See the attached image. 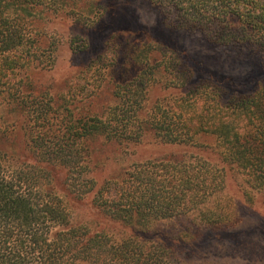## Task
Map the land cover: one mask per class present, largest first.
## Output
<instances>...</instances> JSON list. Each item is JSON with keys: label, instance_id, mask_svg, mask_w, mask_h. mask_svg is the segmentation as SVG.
<instances>
[{"label": "trees", "instance_id": "16d2710c", "mask_svg": "<svg viewBox=\"0 0 264 264\" xmlns=\"http://www.w3.org/2000/svg\"><path fill=\"white\" fill-rule=\"evenodd\" d=\"M59 1L0 0V264H189L146 234L189 215L231 228L228 179L241 201L264 196V83L226 88L177 56L119 84L98 113L81 109V93L99 89L83 80L57 106L33 75L52 57L43 17L59 13ZM82 1L69 12L78 16ZM144 1L175 30L264 52V0ZM156 76L175 96L146 109ZM146 136L183 152L98 179L94 141L136 144ZM82 205L88 214L80 218Z\"/></svg>", "mask_w": 264, "mask_h": 264}, {"label": "rangeland", "instance_id": "374dc122", "mask_svg": "<svg viewBox=\"0 0 264 264\" xmlns=\"http://www.w3.org/2000/svg\"><path fill=\"white\" fill-rule=\"evenodd\" d=\"M72 1L66 0L67 6L60 0L59 13L44 14L52 57H46L45 68L33 75L57 106L64 104L65 97L69 100L70 86L83 80L99 89L81 93L77 98L81 109L98 113L113 104L112 92L119 84L130 82L146 68L174 65L177 56L191 60L187 64L195 76L226 88L248 92L264 83V52L214 45L200 33L175 30L144 0H84L73 9L79 17L69 12ZM159 78L147 90L146 109L158 98L175 96L166 88L170 85L166 79L156 85ZM91 149L98 179L121 175L133 164L174 159L183 152L152 136L136 144L94 141ZM233 182L228 179L226 188L237 220L231 228L206 225L189 215L154 223L147 237L172 247L176 258L189 264H264V196L251 193V199L241 201ZM86 208L76 210L80 218L88 214Z\"/></svg>", "mask_w": 264, "mask_h": 264}]
</instances>
